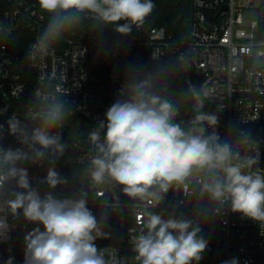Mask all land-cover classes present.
Segmentation results:
<instances>
[{
	"label": "clouds",
	"instance_id": "1",
	"mask_svg": "<svg viewBox=\"0 0 264 264\" xmlns=\"http://www.w3.org/2000/svg\"><path fill=\"white\" fill-rule=\"evenodd\" d=\"M37 2L47 20L27 48L25 61L29 62L54 54L56 45L85 21L91 22L101 51L112 54L105 30L111 26L126 37L143 26L156 8L154 0ZM11 35L10 25L0 21V41ZM187 38L188 33H183L178 40L183 43ZM193 57L194 49L188 48L172 62L124 66L114 103L88 133L89 160L82 174L90 185L80 183L72 173L77 187L68 195L54 190L69 185V177L61 174L57 163L69 147L62 130L75 106L51 76L41 75L25 115L12 114L0 123V243L11 239L14 225L9 216L12 221L22 216L36 225L24 235L23 264H127L95 243L108 235L104 231L107 210L121 209L117 190L131 202H143L138 213L142 227L132 241L139 264H198L208 248V241L199 235L201 221L220 215L226 204L231 212L264 224V172L259 167V148L252 150L259 142L251 131L233 124L221 136L219 113L224 105L205 111L213 97L205 83L187 82L180 96L192 101V115L181 118V102L172 95L171 84L179 66ZM6 112L0 109V115ZM6 134L19 146H5ZM45 163L49 166L43 177H31L25 166ZM39 185H47L48 191L41 193ZM94 187L110 193L100 199L99 217L88 206ZM169 192L182 195L180 203L191 206V216L171 213L165 218L152 210ZM14 259L9 256L3 264H14ZM222 264L240 261L233 257Z\"/></svg>",
	"mask_w": 264,
	"mask_h": 264
},
{
	"label": "built area",
	"instance_id": "2",
	"mask_svg": "<svg viewBox=\"0 0 264 264\" xmlns=\"http://www.w3.org/2000/svg\"><path fill=\"white\" fill-rule=\"evenodd\" d=\"M46 20L37 0H0V21L12 29L11 37L0 41V94L12 102L1 115L0 123L12 114L25 115V105L41 75L54 79L57 89L75 106L62 130L69 147L57 163L61 174L69 177V185L55 189L56 194L68 195L75 190L77 181L72 173L80 183L90 185L88 177L82 174L89 160L88 133L105 119L107 109L114 103L123 82L124 66L172 62L188 48L194 49V57L178 70L195 74L207 85L213 93L209 101L215 110L217 105H224L219 113L221 136L233 124L251 131L259 142L252 145V150L259 148V167L264 172V0H191L188 38L183 43L164 26H152L150 17L126 37L110 26L104 37L107 46L114 49L112 54L101 51L90 21H85L80 29L67 34L56 45L54 54L34 62L25 61L27 48ZM181 118H188L182 109ZM242 119L246 122L241 123ZM3 143L19 146L7 134ZM25 166L31 177H43L49 165ZM39 190L48 191L47 185H39ZM116 194L121 209H108L106 219V226L114 228L115 241L98 247L118 259H126L127 264H139L134 258L132 241L142 227L138 213L143 202H131L118 190ZM103 196L110 193L101 187L90 188L88 206L98 217L103 210L100 201ZM182 199V195L169 192L166 200L152 210L165 218L171 213L177 217L191 216V206L182 205ZM20 219L23 221H12L9 216L14 228L7 243H12L15 261H23L24 235L36 226L26 223L22 216ZM201 226L199 235L208 241V248L198 264H222L233 257L239 258L240 264H264V224L231 212L226 204L220 215L201 221ZM110 236L113 238V234Z\"/></svg>",
	"mask_w": 264,
	"mask_h": 264
},
{
	"label": "trees",
	"instance_id": "3",
	"mask_svg": "<svg viewBox=\"0 0 264 264\" xmlns=\"http://www.w3.org/2000/svg\"><path fill=\"white\" fill-rule=\"evenodd\" d=\"M156 8L150 16V24L152 26H164L169 33L180 36L186 33L190 27L191 17V0H154ZM91 24V22H89ZM89 24V25H90ZM108 30V29H106ZM191 81L195 84H201V80L195 74H185L180 70L175 71L172 80V95L181 102V109L187 114L188 118L192 115V101H184L180 93L187 87V82ZM12 102L8 99H3L0 94V109L8 108ZM205 111H215L210 101L206 102ZM2 116L0 115V118ZM187 118V119H188ZM23 221L22 219H19ZM41 229L43 230L42 226ZM104 231L108 234L106 238H98L95 243L97 246L109 244L115 241L114 228L105 226ZM113 234V238L110 236ZM12 243H0V264L9 256H12ZM14 264H23V261H15Z\"/></svg>",
	"mask_w": 264,
	"mask_h": 264
}]
</instances>
